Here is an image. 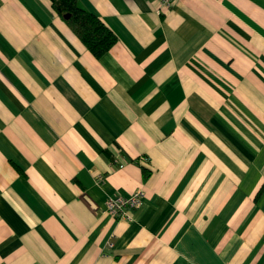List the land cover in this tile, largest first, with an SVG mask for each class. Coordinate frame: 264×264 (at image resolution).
Returning a JSON list of instances; mask_svg holds the SVG:
<instances>
[{
  "label": "crops",
  "instance_id": "obj_1",
  "mask_svg": "<svg viewBox=\"0 0 264 264\" xmlns=\"http://www.w3.org/2000/svg\"><path fill=\"white\" fill-rule=\"evenodd\" d=\"M78 4L0 0V264H264V0Z\"/></svg>",
  "mask_w": 264,
  "mask_h": 264
},
{
  "label": "trees",
  "instance_id": "obj_2",
  "mask_svg": "<svg viewBox=\"0 0 264 264\" xmlns=\"http://www.w3.org/2000/svg\"><path fill=\"white\" fill-rule=\"evenodd\" d=\"M51 6L69 26L84 46L96 57H101L116 42L117 37L93 12L80 7L78 0H50ZM144 177L149 170L142 168ZM264 187V182L260 190Z\"/></svg>",
  "mask_w": 264,
  "mask_h": 264
},
{
  "label": "built area",
  "instance_id": "obj_3",
  "mask_svg": "<svg viewBox=\"0 0 264 264\" xmlns=\"http://www.w3.org/2000/svg\"><path fill=\"white\" fill-rule=\"evenodd\" d=\"M158 4V11L160 13L168 10L174 3V0H156ZM144 197L142 188L134 190L127 196L114 195L106 198L103 204L102 212L111 216L131 220L134 210L137 209Z\"/></svg>",
  "mask_w": 264,
  "mask_h": 264
}]
</instances>
